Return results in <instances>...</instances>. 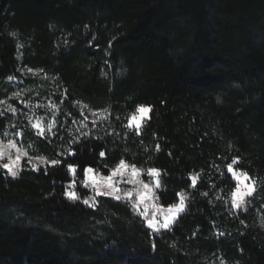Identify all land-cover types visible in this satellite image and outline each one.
<instances>
[{"label": "trees", "instance_id": "1", "mask_svg": "<svg viewBox=\"0 0 264 264\" xmlns=\"http://www.w3.org/2000/svg\"><path fill=\"white\" fill-rule=\"evenodd\" d=\"M46 79L57 136L31 151L56 164L0 167V264H264V0H0V102L19 110L20 81ZM7 107L0 139L23 129ZM63 111L82 129L66 150ZM120 163L159 171L161 206L183 201L170 229L91 198L87 168ZM232 165L256 184L238 210Z\"/></svg>", "mask_w": 264, "mask_h": 264}, {"label": "rangeland", "instance_id": "2", "mask_svg": "<svg viewBox=\"0 0 264 264\" xmlns=\"http://www.w3.org/2000/svg\"><path fill=\"white\" fill-rule=\"evenodd\" d=\"M30 74L32 80L36 82L45 78L44 73L39 71ZM20 84L22 88L18 90L14 98L21 104V109L11 108V104L6 103L7 101L0 102L9 107L8 112L17 111L15 112L17 113L16 120L19 119L20 124L23 125V129L8 128L2 132L4 139H0V167L7 170L11 176L18 175L24 167L35 170L46 165L56 164V162L49 161L31 151L33 143L30 134L34 137L46 138L57 136L58 122L55 118L60 106L56 105L54 101L56 100L55 96L60 94V88L48 82L47 79L44 84L34 83L33 85L25 81H20ZM149 113V107H138L128 118V126L139 129L148 118ZM62 116L59 133L61 137L63 136V139H60L63 140V147L66 150L69 149L66 143H69L70 146L82 129L77 123L78 121L72 122L70 115L66 112L63 111ZM82 116L86 120L100 117L96 113H91V116L82 114ZM233 166H229V172L233 176L236 186L232 193L231 205L238 210L244 208L247 200L254 195L256 184L248 175L235 170ZM71 170L73 171V169ZM159 176L160 173L157 170L142 172L134 166L120 163L109 175H102L92 168H87L84 186L91 192L93 199L95 196H101V198L115 197V199L127 201L135 208L136 213L144 220L152 233L157 234L170 229L185 208L182 200L170 207H163L159 204L157 196ZM72 188L71 184L68 195L74 197ZM88 204L94 205L92 199L88 200Z\"/></svg>", "mask_w": 264, "mask_h": 264}]
</instances>
